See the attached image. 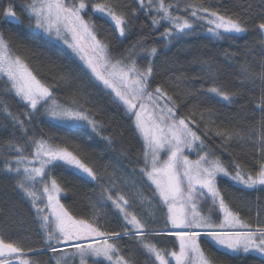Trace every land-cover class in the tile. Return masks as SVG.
Returning <instances> with one entry per match:
<instances>
[{"label":"snow or ice","instance_id":"1","mask_svg":"<svg viewBox=\"0 0 264 264\" xmlns=\"http://www.w3.org/2000/svg\"><path fill=\"white\" fill-rule=\"evenodd\" d=\"M136 3L138 8L126 13L118 10V4L112 0L92 3L90 9L86 0H26L22 11L27 16L26 26L29 29L39 30L62 41L83 62L80 71L89 82L94 78L110 89L113 102L123 106L125 113L132 119L134 132L143 142L142 166L139 169L141 179H145L152 190L148 202L151 204L152 200H156L160 207L166 208L165 230L149 232L148 221L129 211L130 204L125 195L119 192L112 194L115 184L102 187L98 202L101 206L97 207V203L91 205L90 219L76 218L61 203L67 192L52 176L51 170L65 166L92 181H97L96 171L67 147L52 144L51 137L30 136L25 145L9 141V148L16 154L5 160L2 170L15 174V188L31 201L35 222L43 234L41 247H28L23 239L7 240L0 236V264H75L76 259H79V264H87L89 258L93 259L94 264H102L103 261L107 264H133L132 259L125 258L117 246L123 237H134L149 258L154 257L152 264H226L213 255L212 247L223 250L225 254L255 253L261 264H264V222L258 219L257 225L253 227L241 219L240 212L231 209L218 187V180L227 178L243 189H264V59L260 60L259 71L253 70L247 57L254 52V48L245 46L244 62L240 65L241 89L234 92L223 91L215 84L216 72L210 63L211 58L195 60L204 66L202 78L213 82V86L206 90L201 87L174 96L157 84L150 91L154 76L153 57L158 54L157 47L144 48L141 47L144 41H137L120 58L114 59L110 45L99 38L95 23L84 16L90 11L92 16L110 23L118 34L116 39L122 40L130 32V21L143 11L151 17L153 28L165 22L169 25L159 36L167 46L174 40L193 35L198 23L201 26L206 24V30L218 40L247 34L250 17L243 13L250 12L252 5L248 4L241 12L225 9L222 14L219 10L204 6L199 0L185 3L183 9L179 3H166V0H136ZM260 3L264 5V0H260ZM180 11L187 13V17L180 15ZM0 13V20L5 23H23L11 0L6 7L0 8ZM261 16L264 17V7L261 8ZM253 29L264 53V18L254 24ZM137 47L146 55L138 54L133 59L132 52ZM239 56L240 53H232L229 58ZM137 59H147V67H138ZM0 78H4L8 85L6 92L14 94L29 109L23 113L29 120L43 107V114L50 120L68 122L69 126L84 124L99 134L97 122L90 118L86 110H82V106L76 107V99L71 101L74 107L58 103L52 89L33 74L20 56L13 54L11 44L2 32ZM72 79L71 73L58 77L65 84ZM257 84L261 94L253 114L259 112V120L246 132L235 126L231 129L217 126L212 119L213 110L200 111L198 105L192 106L188 116L178 118L180 107L196 91L210 95V98H219L218 102L231 104L244 86L255 87ZM4 111L12 117L15 126L25 130L24 120L13 117L7 106ZM201 123L204 125L202 134ZM210 134L220 138L224 151H227L226 146L232 141L250 145L249 154L255 157L251 168H255V171L251 168L246 171L237 163L236 157L229 162L232 167L230 171L219 156L213 157L210 151H205L203 137ZM104 139L112 143L109 137ZM28 147H31V152L25 155ZM191 152L196 153V159H190L186 154ZM136 196L144 202L141 192H137ZM203 205L207 206V214L200 210ZM108 206L113 210L112 215L121 218V231L104 230L105 224L110 223L106 219L108 212L103 210ZM149 235L174 238L173 249L168 251L158 248L147 240ZM202 237L207 238L208 250L201 244ZM42 251L51 253L47 260L33 259L40 256Z\"/></svg>","mask_w":264,"mask_h":264},{"label":"trees","instance_id":"2","mask_svg":"<svg viewBox=\"0 0 264 264\" xmlns=\"http://www.w3.org/2000/svg\"><path fill=\"white\" fill-rule=\"evenodd\" d=\"M11 2L23 23L9 24L0 20V32L10 42L13 54L20 56L34 75L52 89L53 96L59 103L74 107L71 101L76 99L78 101L76 107L82 106V110H86L87 114L97 122L99 134L85 126L56 123L43 114V107L29 120L23 115L29 109L14 94L6 92L8 85L4 78H0V236L7 240L23 239L28 247H41L43 234L39 230V224L35 222V210L31 206V201L21 190L15 188V174L5 173L2 170L5 160L16 154L9 148V141L13 144L25 145L30 136L40 138L43 135L45 139L51 137L52 144L67 147L96 171L97 181H92L65 166H57L51 170L52 176L66 189L67 194L63 196L62 203L76 218L90 219L91 205L97 203V207L101 206L98 202L102 187H111L113 184L115 188L112 194L119 192L125 195L129 200V211L137 216L140 213L148 216L149 211L155 210L157 215H162L164 208L160 207L156 200H152L151 204L148 202V198L152 196V190L145 179H141L142 174L139 171L142 166L143 142L134 132L132 119L125 113L123 106L113 102L111 90H107L100 82L95 81L94 78L89 82V79L80 71L83 64L70 50L43 33L26 26L27 16L22 11L26 0H11ZM86 2L90 9L92 3H103L104 0H86ZM112 2L118 4V10L126 13H131L133 8H138L136 0H112ZM168 2L179 3V7L183 9L185 3H192L194 0H166V3ZM199 2L219 10L222 14L225 9L229 12H241L247 8L248 4H251V11L243 13L250 17L249 32L240 34L238 38L218 40L206 30L205 25L201 26L198 23L197 31L193 35L174 40L165 46V42L160 40L159 36L167 26L162 24L157 26L158 30L153 28L151 17L143 11L138 12L137 16L130 21L132 25L130 32L127 38L122 40L116 39L118 34L110 23L101 20L98 16H92L90 11L84 16L86 20L91 18L95 23L99 38L110 45L114 59L120 58L137 41L143 40L141 47L144 48L157 47L158 54L153 57L154 76L150 91L160 84L169 95L175 96L177 93L182 95L185 90H199L201 87L206 90L213 86L212 81L202 78L204 66L196 63V58L202 61L211 58L210 63L214 65L216 72L215 84L223 91L234 92L241 89L240 65L244 62L245 46L254 48V52L247 57L253 70L259 71L260 60L264 59V53L257 43V33L253 29V25L264 18L261 16V8L264 5H261L260 0H199ZM8 3L9 0H2L0 8L6 7ZM173 14L177 13L174 11ZM179 14L185 17L188 15L183 11ZM137 51H140L139 47L134 49L132 55ZM226 53L229 55L240 53V56L229 58ZM137 63L143 69L147 67L148 61L139 59ZM64 73L72 75L73 79L68 84L58 80V77ZM178 77L180 79H177ZM260 94L258 84L255 87L247 85L229 104L218 102L219 98H210V95L196 91V94L180 107L178 118L188 116L192 106L198 105L200 111L209 108L213 110L212 119L217 126L226 129L235 126L246 132L259 120V112L255 114L253 112ZM5 106L13 117L25 121L24 131L14 125L12 117L6 115ZM203 131L204 125L201 123L200 133L202 134ZM104 137H109L112 143L110 144ZM203 138L206 145L205 151H210L213 157L219 156L230 171L232 167L229 162L233 157H236L237 163H240L246 171L251 168L255 157L254 154H249L250 145L232 141L226 146L227 151H224L220 138L212 137L211 134ZM76 145L79 147H74ZM30 152L31 147H28L24 154L28 155ZM251 170L254 172L255 168ZM218 187L226 203L233 211L240 212L242 218L250 219L249 213L254 212V218L250 224H254L258 219L264 222V189H243L227 178H220ZM137 192L143 194L145 198L143 203L136 196ZM103 210L108 212L106 219L110 220V223L105 224L104 230L121 231V218L112 215L113 210L110 206ZM158 219L161 224L156 225L154 221L150 222L148 227L150 231L165 229V218ZM147 240L151 242L149 236ZM206 240V237H202L201 244L208 250L209 245ZM156 244L169 246L161 242ZM117 246L125 258L132 259L133 264H152L154 260L153 257L149 258L134 237H123L117 242ZM169 249L168 247L166 250L169 251ZM211 252L218 260L225 261L226 264H261L260 258L253 254H225L223 250H217L215 247L211 248ZM50 255L51 253L42 251L40 256L33 259L44 261ZM75 264H79V259H76ZM87 264H94L93 259L89 258ZM102 264L107 262L103 261Z\"/></svg>","mask_w":264,"mask_h":264},{"label":"rangeland","instance_id":"3","mask_svg":"<svg viewBox=\"0 0 264 264\" xmlns=\"http://www.w3.org/2000/svg\"><path fill=\"white\" fill-rule=\"evenodd\" d=\"M147 2V1H146ZM154 14V13H153ZM174 15H176V14H174ZM163 24H165L167 27L169 26L166 22L165 23H163ZM206 27H207V25L206 24H204ZM38 32H40L39 30H37ZM40 33H42V32H40ZM45 35V34H44ZM45 36H47V35H45ZM48 38H50L51 40H53V41H56L57 43H59V44H61L62 46H64V47H66L67 48V46L62 42V41H60V40H57V39H55V38H53V37H49V36H47ZM68 49V48H67ZM68 50H70V49H68ZM71 51V50H70ZM73 54V53H72ZM146 55V53H141L140 51H137V52H135L133 55H132V57L131 58H133V59H135L136 57H137V55ZM77 57V56H76ZM78 58V57H77ZM78 60L83 64V62L78 58ZM139 59H137V61H138ZM126 62H130V61H126ZM137 66L138 67H140V65L137 63ZM141 68V67H140ZM142 69V68H141ZM34 74V73H33ZM107 90H110V89H107ZM59 103V102H58ZM60 104H62V103H60ZM62 105H64V104H62ZM66 106V105H65ZM66 107H68V106H66ZM46 116V115H45ZM47 117V116H46ZM48 118V117H47ZM90 118H92V117H90ZM93 119V118H92ZM54 122H56V123H60V124H63V125H69V123L68 122H63V121H55V120H53ZM81 126H85V127H87L86 125H84V124H80ZM71 126H76L75 124H72ZM89 128V127H88ZM90 130H91V128H90ZM187 155H189V158L190 159H196L197 158V156H196V153L195 152H191V153H186ZM228 199L229 200H232L230 197H228ZM61 203H62V201H61ZM210 203V202H209ZM155 206V205H154ZM153 208V207H152ZM201 212L202 213H204V214H207V206L206 205H203L202 207H201ZM250 212V211H249ZM165 213H166V208H164V213L162 214V215H157L156 214V212H155V210H151V212L149 211V215L148 216H146V214H144V213H140L139 214V217H141V218H143V219H146L147 221H148V227H150V222H152V221H154L155 223H156V225H160L161 223H160V221H159V219L158 218H160V219H164L165 218ZM151 214V215H150ZM248 217H250V219H244V218H242L241 217V219H243V220H245L247 223H251V220H252V218H254V212L253 213H249V215H248ZM155 219V220H152V219ZM158 222V223H157ZM217 222H219V217H217ZM155 223H153V224H155ZM253 227H255L256 225H257V222H255L254 224H251ZM161 230H165V229H161ZM160 230V231H161ZM149 232H151L150 230H149ZM149 237H150V240H151V242L152 243H157V242H161V243H165V244H167V245H169V246H166V245H162V244H160L159 246H157L158 248L160 247V249H164V247H165V250L169 247L170 249H169V251L170 250H172L173 249V247H174V245H173V239L174 238H170V237H164V236H151V235H149ZM157 245V244H156ZM239 254H242V253H239ZM249 254H253V255H256L257 256V254H255V253H249ZM154 258V257H153ZM102 259V258H101ZM158 263V262H157Z\"/></svg>","mask_w":264,"mask_h":264}]
</instances>
